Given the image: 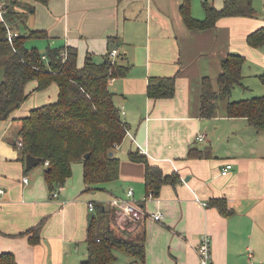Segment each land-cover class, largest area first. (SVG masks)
Instances as JSON below:
<instances>
[{"label": "crops", "instance_id": "0c3cea01", "mask_svg": "<svg viewBox=\"0 0 264 264\" xmlns=\"http://www.w3.org/2000/svg\"><path fill=\"white\" fill-rule=\"evenodd\" d=\"M223 1L190 0L191 14L201 19L203 2L220 9ZM22 3L34 6L26 16V28L7 23L9 27L20 33L45 30L48 37L42 40L47 46L77 50L78 67L88 55L100 62L117 50L114 60L128 71L111 78L109 88L128 129L114 151L120 160L116 181L86 191L82 164H72L74 175L54 190L58 194L53 197L44 180L45 167L25 169L18 133L21 119L31 109L55 101L58 88L52 83L37 91L35 82L28 83V95L48 92L53 85L54 89L51 100L38 97L37 103L26 105L29 109L22 104L9 119L0 121V253L11 252L18 264H82L87 258L88 202L109 207L112 197H124L131 187L133 200L146 214L163 215L160 222L142 221L145 257L135 258L140 264H197L196 245L204 233L211 238L213 264H264V130H255L245 118L227 115L228 101L264 96V89L256 94L246 91L250 78L260 82L258 76L264 74V46L255 48L247 42L250 33L264 27V0H252L254 17H222L213 28L199 31L186 27L180 14L182 0ZM15 9L25 11L21 6ZM229 53L245 58L242 85L233 88L229 99L218 102L211 117L201 118V79L208 76L217 91L221 61ZM174 75L172 97L147 96L150 77ZM200 135L204 138L198 140ZM190 149L206 154L198 157L193 150L188 156ZM130 151L164 174L177 173L179 182L164 184L158 197L145 199L144 164L130 160ZM226 164L232 168L222 175ZM221 201L227 214L219 211ZM38 225L40 241L32 244L30 231Z\"/></svg>", "mask_w": 264, "mask_h": 264}, {"label": "trees", "instance_id": "16d2710c", "mask_svg": "<svg viewBox=\"0 0 264 264\" xmlns=\"http://www.w3.org/2000/svg\"><path fill=\"white\" fill-rule=\"evenodd\" d=\"M3 19L14 28L25 27L26 16L34 11V6L22 0H2ZM46 3L48 0H34ZM15 6L25 11L18 12ZM204 17L195 18L191 14L190 0H182L181 17L190 30L213 28L216 22L227 16L254 17L252 0H224L216 9L211 3L203 2ZM12 28V27H11ZM26 28V27H25ZM8 27L0 21V68L5 69L4 82L0 84V121L10 118L19 109L28 94L26 85L35 82V90L47 89L52 83L58 88L57 98L31 109L21 119L18 140L22 143V156L31 154L41 159L44 180L48 191L63 186L72 174V164H82V179L85 190L100 189L103 184L116 181L119 177L120 160L114 154L115 146L123 141L128 126L122 120L119 108L114 102V93L109 88V80L123 77L128 67L121 66L105 55L95 61L88 55L82 67L77 66V50L74 47H50L40 53L36 48L28 49L27 39H45V30L17 31L11 41L7 39ZM247 42L252 47L264 46V27L250 33ZM62 52H65L63 56ZM42 55L46 59H42ZM245 58L238 53H229L221 61V71L217 78L218 90L212 87L208 76L201 79L200 117L209 118L222 99H229L237 85H242V66ZM264 86V74L258 76ZM175 75L150 77L146 88L150 98H170L175 92ZM227 115L230 118H245L256 130H264V96L228 101ZM203 157L206 151L190 149ZM113 152V155H109ZM89 153L88 157H84ZM132 161L144 164V185L146 193L158 197L164 184L179 182L177 173L164 174L157 165L150 164L138 153H129ZM48 161V165H45ZM219 203V201H214ZM218 205V204H217ZM221 214H227L225 201L219 205ZM114 210L94 203L90 211L86 233L87 258L82 264H111L117 260L114 251L120 250L134 258L145 257V228L138 221L131 231L115 230ZM130 226L131 221L127 220ZM40 225L31 229L32 244L40 241ZM0 264H18L11 252L0 253Z\"/></svg>", "mask_w": 264, "mask_h": 264}, {"label": "built area", "instance_id": "2783aa9c", "mask_svg": "<svg viewBox=\"0 0 264 264\" xmlns=\"http://www.w3.org/2000/svg\"><path fill=\"white\" fill-rule=\"evenodd\" d=\"M4 4L3 1L0 0V17L1 21L6 24L8 27L7 32V39L9 41L12 40L13 37L17 35V31H13L9 25L4 21L3 19V9ZM63 56H65V52H62ZM117 55V50L112 49L108 56L110 59L114 60L115 56ZM42 59H46L45 55H42ZM204 138V135H200L197 137L198 140H201ZM22 143L19 141L18 146L21 147ZM116 147V146H115ZM45 165H48V161H45ZM232 168L231 164H226L223 169L221 170L222 175H226L228 171ZM24 182H27V177L23 178ZM3 191H0L2 193ZM57 192L54 191L52 193L53 197L57 196ZM134 190L131 187H128L125 191L124 197H113L111 200H109V207L114 210L117 214L121 215L125 220L131 221V222H138L143 221L145 218H149L153 221L160 222L162 221L163 215L161 212H156L152 214H146L142 208L138 205L136 201L133 200ZM155 198L153 196L152 192H148L145 196V199ZM197 202L199 200L195 198ZM203 206H207L208 204L206 202L201 203ZM94 209V203L88 202V210L93 211ZM196 253H197V264H213L212 261V251H211V238L207 233L201 234L198 238L197 245H196Z\"/></svg>", "mask_w": 264, "mask_h": 264}, {"label": "rangeland", "instance_id": "374dc122", "mask_svg": "<svg viewBox=\"0 0 264 264\" xmlns=\"http://www.w3.org/2000/svg\"><path fill=\"white\" fill-rule=\"evenodd\" d=\"M47 41L46 40H42V39H33V38H31V39H27V41H26V43H25V45H26V47L28 48V49H31V48H36L40 53H43V52H45V48H46V46H47ZM247 70V65H245L244 66V68H243V73H244V71H246ZM248 79V78H247ZM247 85H248V87H249V90H246L247 91V93H255L256 94V92L258 91V89H261L262 91H263V89H264V86L263 85H261V83L257 80V79H255V78H250V80H249V82L247 83ZM53 88H50L49 90H48V92H31L30 93V95H28V97H27V99L24 101V103H23V105H25V107L26 108H28L29 109V103H37L38 101V97H42V96H44V98H46V99H49V100H51V98H52V89H54V85L52 86ZM29 90L31 89V88H28ZM28 90V91H29ZM235 93L236 92H233L232 93V95L234 96L235 95ZM251 96H254V95H251ZM256 96H261V95H256ZM244 99V98H243ZM39 104V103H38ZM26 105H28V106H26ZM22 106V105H21ZM25 108V109H26ZM255 129V128H254ZM256 130V129H255ZM123 151V150H122ZM118 153H120V151L118 152ZM75 165H78L77 163H74V165L73 166H75ZM38 167L39 168H43L44 166L43 165H38ZM77 167H79V166H77ZM73 169V171H72V173H73V175H74V167L72 168ZM72 175V174H71ZM77 176H79L80 177V180H81V170H80V173H79V170L77 171ZM113 198V197H112ZM111 200V199H110ZM114 219H115V230H117V231H120L121 229H124V230H126V231H131L130 229H129V225L127 224V220H125L121 215H119V214H117L116 212H114ZM80 254V253H79ZM85 254V253H84ZM114 254L116 255V257H117V260L115 261V262H113V263H111V264H135V261H138V264H140V262H139V260H137V259H135L134 257H132V256H130V255H127V254H125V253H123L122 251H120V250H116V251H114ZM75 259L76 260H79V256L77 255V256H75ZM82 259H83V257H82ZM82 259H80V261L82 260ZM74 263H76V262H74ZM77 264H79V261H78V263Z\"/></svg>", "mask_w": 264, "mask_h": 264}, {"label": "water", "instance_id": "95a60500", "mask_svg": "<svg viewBox=\"0 0 264 264\" xmlns=\"http://www.w3.org/2000/svg\"><path fill=\"white\" fill-rule=\"evenodd\" d=\"M4 77H5V69L2 67L0 68V84L4 82ZM109 155H113V152H110ZM89 153H86L84 157H88ZM41 159L38 157H35L31 154H27L25 156V169L29 170L34 166H37L40 164Z\"/></svg>", "mask_w": 264, "mask_h": 264}]
</instances>
